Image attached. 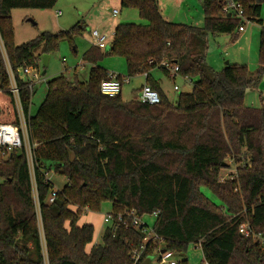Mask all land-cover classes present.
Returning a JSON list of instances; mask_svg holds the SVG:
<instances>
[{
  "label": "trees",
  "instance_id": "obj_1",
  "mask_svg": "<svg viewBox=\"0 0 264 264\" xmlns=\"http://www.w3.org/2000/svg\"><path fill=\"white\" fill-rule=\"evenodd\" d=\"M58 1L0 0V40L20 87L18 103L0 44V123L19 127L21 105L39 196L37 207L25 147L10 153L0 149V264H143L157 255L161 261L164 249L181 258L177 264H188L191 244L202 248L207 264H264V106L245 102L247 90L264 75V27L255 74L239 64L217 71L207 61L211 35L226 33L236 40L244 18L264 24V0H236L244 18L224 11L227 0H201L203 26L168 21L158 0H121L145 23H120L111 45L88 49L87 81L64 75L49 80L32 115L34 83L24 69L36 70L44 54L86 25L45 31L17 44L12 12L52 9ZM104 54L124 58L129 78L147 75L160 103L124 101L122 92L103 94L108 70L98 62ZM164 63L179 67L174 76L194 83L176 102L151 76L157 67L170 74ZM51 170L67 178L53 202ZM202 186L220 205L204 195ZM106 202L112 204V221L102 242L88 252L95 226L78 223L88 211L101 212ZM148 215H156L152 227L134 225L135 217ZM244 223L260 236L242 234Z\"/></svg>",
  "mask_w": 264,
  "mask_h": 264
},
{
  "label": "rangeland",
  "instance_id": "obj_2",
  "mask_svg": "<svg viewBox=\"0 0 264 264\" xmlns=\"http://www.w3.org/2000/svg\"><path fill=\"white\" fill-rule=\"evenodd\" d=\"M181 2L182 0H168L166 9L172 11V13H177L181 9L179 5ZM198 6L204 15L200 0ZM115 9L118 11L132 10L137 13L136 9L123 7L121 0L120 3H118V0H59L52 9L17 8L13 10L12 18L15 27V39L19 44L27 42L45 31L58 33L60 31L70 30L78 22H83L86 25L82 33L76 34L72 40L64 38L60 41L58 50L50 54L47 65L44 63L45 54L42 56L39 67L36 69L39 73V78L33 79L31 75L29 76L34 81V92L30 107L32 115L37 112L39 106L45 99L47 82L49 80L60 75H64L70 81H87L89 79L92 64L84 60V54L92 46H95L91 31L97 29L101 33H107L109 35L107 43L111 45L114 38L113 28L116 23L122 22L121 20L123 18L121 12L116 16L114 15ZM160 9L165 10V5L164 7H160ZM56 10H61L62 15L56 16ZM180 12L178 18L184 21L171 22L191 24L189 23L191 19L185 14L187 11L182 10ZM163 14L166 15L164 12ZM164 17L167 19L166 16ZM262 19L264 20V11ZM132 22L145 23L139 16L138 19ZM262 27H264V24L261 25L257 21L245 20L246 30L245 32H241L236 40L233 39V35L231 34L220 33L211 35L207 55L208 64L215 70L220 71L228 65L227 62L229 61V64L245 65L251 73L255 74L260 67L259 47ZM244 37L245 40L243 41L242 39ZM103 52L107 53L108 50H103ZM98 64L109 68V73H116L123 78H128L127 63L122 57L104 54ZM151 72L153 73V78L160 82L162 90L172 102L177 101L179 93H189L194 87V83L189 78H184L180 75L173 76V73L167 74L159 67L154 68ZM145 81V75L130 77L129 82L124 83L122 88L123 100H135L138 91L144 85ZM175 86H178L179 90H175ZM255 88L257 89L250 88L247 90L245 99L247 95L248 97L245 102L247 104L255 102L252 106L261 108L264 106V101H262L264 99V75ZM234 171L235 167L230 170H224L223 177L229 176ZM47 177L54 183L53 191L61 189L67 182L65 176L56 174L54 170L48 172ZM201 190L205 196L220 205L219 200L209 188L202 186ZM111 211V202H106L101 212L88 211L83 214V222L94 223L96 225L94 242H102L103 234L108 224L104 218ZM143 221L152 227L155 222V217L148 215L144 217ZM159 258L160 255H157L153 264H169L168 262L159 261ZM187 258L188 264H205V257L200 246L191 244L188 247ZM177 259L180 260L181 258L179 259L177 257Z\"/></svg>",
  "mask_w": 264,
  "mask_h": 264
},
{
  "label": "built area",
  "instance_id": "obj_3",
  "mask_svg": "<svg viewBox=\"0 0 264 264\" xmlns=\"http://www.w3.org/2000/svg\"><path fill=\"white\" fill-rule=\"evenodd\" d=\"M224 11L228 12L230 15L234 13L237 17L244 18L243 16L244 11L236 0H227L226 6L224 7ZM117 13H119V11L114 10V14H117ZM58 15H60V12L58 13ZM244 20L249 21L246 18H244ZM240 31L241 32L245 31V26H241ZM91 34L95 41L96 46L103 48V49L108 47L107 40L109 38V35L107 33H101L99 30L95 29L91 31ZM0 44L2 47V53L4 55V58L8 66L10 80L12 82L11 92L16 96V99L18 100V103H19L20 87L18 86L15 75L13 71L11 70V67H10V64L7 58V54H6L5 49L3 48L4 46L1 40H0ZM164 64L166 65V67L170 69L171 73H173V76L179 70V67L177 66L169 67L167 63H164ZM24 72L27 75H31L33 79L39 78V73L37 72V70H34L30 67L25 68ZM126 82H129V77L123 78L121 75L108 72L107 78L101 82V92L111 97L116 96L122 92L123 85ZM32 83H34L33 80H32ZM174 89L179 90V87L175 86ZM136 100L142 103H145V104L155 105V104L160 103L161 97L157 90H155L154 88H152V86L146 83L138 91ZM19 108L21 111V123L19 127L11 123H0V149L3 150L4 153H10L13 150H16L21 147H25L28 160H29L30 170L33 176V196L37 203V207H39L38 190H37L36 183L34 181L33 146L30 142L27 121H26L24 114L22 113V107L20 104H19ZM56 193L57 191L52 192L49 198L50 202L54 201L56 197ZM121 219H122V216H119V220ZM104 220L106 223H109L112 221V216L110 215V213H108L105 216ZM143 222L144 221L138 217H135L133 220V223L136 226H141ZM240 232L246 236H251V235H253L254 237L260 236V235L255 234L254 231L250 228V226L247 223H244L240 226ZM149 238H150V234L147 235L145 240H148ZM139 257H140V253L136 252L135 257H134L135 261H138ZM161 261L168 262L169 264H177L179 260L177 259V256L174 252L166 251L164 253H161Z\"/></svg>",
  "mask_w": 264,
  "mask_h": 264
},
{
  "label": "crops",
  "instance_id": "obj_4",
  "mask_svg": "<svg viewBox=\"0 0 264 264\" xmlns=\"http://www.w3.org/2000/svg\"><path fill=\"white\" fill-rule=\"evenodd\" d=\"M167 1L168 0H158V2H159V4H160V7H164V5H165V10L164 9H161V12H162V14H163V12L164 13H166V15L165 14H163L164 16H166L167 17V19H168V21H184V20H179V14L181 13L180 11H187V13H185L186 14V16H188L189 17V19H191V21L189 22V23H191L192 25H197V26H202V24H203V20H204V15H203V12L199 9V6H198V2H199V0H182V2L181 3H179V5L181 6L180 8V10L177 12V13H172V11H168L167 9H166V6L168 5L167 4ZM178 2V1H177ZM200 2H201V0H200ZM118 3H120V0H118ZM182 7H184V8H187V9H183ZM129 9H131V8H129ZM116 10V9H115ZM60 12V15H58V13ZM122 13V22H118V23H116V25L114 26V28H113V31L115 32V29H116V27H117V25L118 24H120V23H124V22H132V21H135V19H138V11H137V13H135L134 11H132V10H126V11H124V10H120L119 11V13ZM172 13V14H171ZM118 14V13H117ZM117 14H114L115 16L117 15ZM62 15V11L61 10H56V16H61ZM120 21V20H119ZM188 21V20H187ZM246 30V29H245ZM113 32V33H114ZM245 32V31H244ZM243 41L245 40V37L242 39ZM241 40V41H242ZM17 43V42H16ZM17 44H19V43H17ZM101 66H103V65H101ZM103 67H105V66H103ZM107 70H108V72H109V68H107V67H105ZM30 76V75H29ZM151 76L153 77V73L151 72ZM145 80L147 81V75H145ZM32 81V80H31ZM146 81H145V83L144 84H146ZM158 81V80H157ZM34 82V81H33ZM159 82V81H158ZM160 83V82H159ZM161 86V85H160ZM254 89H257V88H254ZM122 94V93H121ZM247 97H248V95L246 96V99H245V101L247 100ZM260 98H261V94H260ZM263 99V98H262ZM262 101H264V99L262 100ZM252 104H247V105H249V106H252L255 102H251ZM110 213V212H109ZM108 214V213H107ZM106 216V215H105ZM86 222H83L82 221V218L80 219V221H79V225H83V224H85ZM91 224H93L94 226H96L94 223H91ZM95 229H96V227H95ZM96 242H94V240H93V242L92 243H90L88 246H87V251L89 252L90 250H91V248H92V246H93V244H95Z\"/></svg>",
  "mask_w": 264,
  "mask_h": 264
},
{
  "label": "water",
  "instance_id": "obj_5",
  "mask_svg": "<svg viewBox=\"0 0 264 264\" xmlns=\"http://www.w3.org/2000/svg\"><path fill=\"white\" fill-rule=\"evenodd\" d=\"M229 15H230V14H229ZM33 23L36 24L35 21H33ZM49 57H50L49 54H45V55H44V63H45V65L48 64ZM227 64H229V61L227 62ZM164 252H166L165 249L161 251V253H164ZM153 260H154V257H148V258L146 259V261H145L143 264H153Z\"/></svg>",
  "mask_w": 264,
  "mask_h": 264
}]
</instances>
